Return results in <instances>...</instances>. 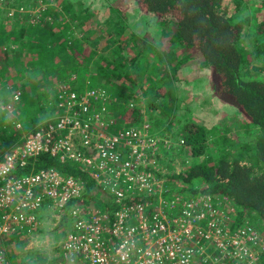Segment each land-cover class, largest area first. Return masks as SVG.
I'll list each match as a JSON object with an SVG mask.
<instances>
[{
	"label": "trees",
	"instance_id": "obj_1",
	"mask_svg": "<svg viewBox=\"0 0 264 264\" xmlns=\"http://www.w3.org/2000/svg\"><path fill=\"white\" fill-rule=\"evenodd\" d=\"M138 3L142 10L155 16L157 25L166 29L164 43L167 46L163 42L157 44L147 35L127 30L121 10L116 8L114 11L119 19L107 29L108 39L113 43L111 51L99 54L90 50L85 54L78 49L79 39L68 35L67 19L77 20L80 10H74L71 3H64L63 12L56 8L47 11L52 15L42 23L16 21L9 31L0 25V46L9 43L4 47L6 50L0 51V56H11L14 52V59L21 56L30 65L24 69V74H29L26 80L31 84L39 77L50 76L62 81L75 76L76 81L69 82L77 95L83 92L77 86L78 81H84L88 90L106 92V97L93 100L92 105L97 109L104 107L112 114L120 111L121 115H130L142 122V109L138 105L126 106L138 88L137 94L146 98L149 109L165 117L168 125L179 124L178 133L192 152L190 161L182 162L187 168L173 170L171 180L183 183L182 190L191 196L204 193L227 197L239 211L260 222L263 227L259 225V228L264 234V76L245 71L256 59L264 63V21L256 26L249 49L244 35L250 18L235 19L229 4H224L223 0H138ZM259 3L264 8V0ZM15 5L20 6L19 3ZM232 5L233 13L238 12L241 0H232ZM87 32L90 34L93 30L87 26ZM11 43L16 44L15 48H9ZM125 51L127 55L123 56ZM194 52L200 56V66L210 70L216 81V91L221 97L229 98L245 118V124H240L244 129L242 135L221 134L218 137L227 148L222 147L216 158L207 153V128L189 119L188 110L181 112L179 107L182 98L176 74L190 63ZM14 91L20 93L14 104L20 102L21 106L17 120L13 121L19 123V127L7 125V128L0 118V160L12 147L22 145L26 135L46 124L45 120L37 121L33 113L48 103H55L57 98L56 95L53 101H41L40 94ZM4 92L8 97L13 95L6 86ZM33 97L35 99L29 102ZM1 113L7 115L6 111ZM180 118L185 121L180 122ZM149 123L154 126L151 121ZM48 167L84 181L87 191L80 201L90 200L87 193L92 187L90 176L77 166L48 154L38 155L27 165L16 167L13 174L22 177ZM240 223L238 220L237 225ZM10 240L6 239L5 245Z\"/></svg>",
	"mask_w": 264,
	"mask_h": 264
},
{
	"label": "built area",
	"instance_id": "obj_2",
	"mask_svg": "<svg viewBox=\"0 0 264 264\" xmlns=\"http://www.w3.org/2000/svg\"><path fill=\"white\" fill-rule=\"evenodd\" d=\"M19 95L13 92L11 102ZM104 97L103 90L77 95L69 84L62 86L54 105L56 118L3 154L0 264H10L6 239H22L40 228L45 203L67 215L70 227L49 264H264L259 228L237 215L229 223L219 222L218 216L226 212L216 195L191 196L173 189L157 161L160 135L145 119L134 124L132 118H117L92 105ZM127 104L131 107L133 101ZM0 109L16 118L13 104H0ZM171 136H162L165 144L159 150L170 144ZM179 142L184 144L183 139ZM41 154L88 174L90 200L80 201L87 191L84 181L55 167L22 177L13 174Z\"/></svg>",
	"mask_w": 264,
	"mask_h": 264
},
{
	"label": "rangeland",
	"instance_id": "obj_3",
	"mask_svg": "<svg viewBox=\"0 0 264 264\" xmlns=\"http://www.w3.org/2000/svg\"><path fill=\"white\" fill-rule=\"evenodd\" d=\"M0 0V25L2 29L9 31L15 27L16 21H21L31 24H39L48 19L52 14H48L47 11L52 12L56 8L58 12H63L65 7L64 3L73 4L74 10H80V16L77 20L67 19L69 23L68 35L79 39V51L87 54V51L96 50L97 53H108L113 47V43L108 39V27L115 25L119 19L118 14L114 9L119 8L121 10L123 19L125 20L127 30H131L139 35H147L152 38L157 44L166 43V29L161 28L156 23L154 15L142 10L138 0ZM9 2L10 4H6ZM260 0H241V6L238 12L233 13L232 0H223L224 4H229V11L235 19L242 17H249L250 20L246 22L244 35L245 42L248 43L249 49H251V41L254 38L256 26L264 21V8L260 6ZM19 3L20 6L15 4ZM12 12V14H10ZM65 17V16H64ZM82 22V25L79 23ZM87 26L93 30L88 34ZM165 36V37H164ZM165 39V43H164ZM112 40L115 41V38ZM163 40V41H162ZM9 43L0 46V51L6 50ZM166 45V44H165ZM16 44L11 43L9 48H15ZM167 46V45H166ZM127 55V51L123 56ZM192 55V54H191ZM0 104L12 105L17 109V113H13L8 118V113L5 115L1 113V121L5 122V127L18 125L13 121L17 120L19 106L12 103V97H8V93L4 92V87L20 92L25 91L30 95H39L40 100H51L57 95V91L65 85H70L69 81H76L77 77L72 76L65 80L59 81V79L45 76L35 79L34 84L26 80L29 74H24L25 68H30V65L26 64V61L21 58L14 59L15 52L11 56H0ZM200 56L198 53H193L192 59L189 64L183 66L176 74V80L180 84L179 95L182 101L179 104L181 112L188 110L187 117L194 122L204 125L208 130V147L207 153L211 154L214 158L218 157L221 152V148H227L223 145L218 137L221 134L230 135H242L244 131L240 124H245V118L240 115L235 105L228 98L221 97L216 91L215 79L207 68L200 66ZM245 71L256 73L258 76H264V63L262 60L256 59L252 62ZM27 73H29L27 71ZM32 85V86H31ZM86 83L84 81H78L77 86L83 89V92L87 91ZM14 88V89H13ZM82 92V93H83ZM138 88L135 89L133 98L129 99L127 103L133 101V105H138L142 109L141 118L147 121H151L154 126L153 133L160 135L162 141H158L157 161L162 164L166 169V177L170 179V186L173 189L183 191V183L174 182L170 178V174L173 170L179 171L184 168L186 163L190 161L192 152L189 147L184 144H180L179 140L183 139L182 135L178 133L179 124L173 123L168 125L165 117L160 115L157 111H153L147 107V100L144 97H140ZM39 97V96H38ZM35 98H31L29 102ZM121 102V101H120ZM123 102V101H122ZM121 102V103H122ZM55 103H48L44 108H41L39 112L35 111L33 115L37 121H47L51 118L54 120L59 112L55 107ZM117 118H122L125 115H121L120 111H115ZM119 114V115H118ZM126 114L129 115L128 112ZM3 115V117L1 116ZM129 118H132L129 115ZM184 122V118H180ZM134 124H139L138 120L132 118ZM13 123V124H12ZM169 126V127H168ZM8 128V127H7ZM8 130V129H7ZM163 135L171 136L172 141L169 147L160 148L163 142ZM184 140V139H183ZM182 162H185L183 164ZM184 193V191L182 192ZM215 198L221 202L222 209L226 212L218 216V221L228 222L229 219L237 215L243 222L254 224L257 228L259 225L263 227L260 222H255L247 213L239 211L236 207L229 203L228 200H224L222 197L215 196ZM217 201V202H218ZM95 206L100 210H104V206L101 203L95 202ZM44 209L41 211L39 220L41 222L40 228L34 235L27 236L22 239L11 237L8 245H5V253L10 264H49L53 261L55 254L59 251L58 242L65 237L66 232L70 229L69 217L62 211H57L52 208V205L45 203L42 206ZM233 207L234 211L232 212ZM109 210V209H108ZM230 211V212H229ZM227 227V226H225ZM261 227V228H262ZM259 230L263 231L259 228ZM6 241V240H5ZM52 259V260H51Z\"/></svg>",
	"mask_w": 264,
	"mask_h": 264
}]
</instances>
